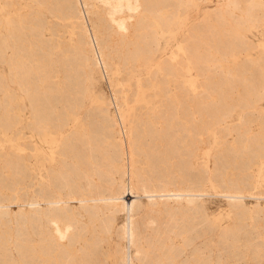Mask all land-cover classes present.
I'll return each mask as SVG.
<instances>
[{
  "label": "bare ground",
  "instance_id": "1",
  "mask_svg": "<svg viewBox=\"0 0 264 264\" xmlns=\"http://www.w3.org/2000/svg\"><path fill=\"white\" fill-rule=\"evenodd\" d=\"M197 1L0 0V128L23 136L16 82L27 127L49 144L31 193L30 153L0 151V264H264V225L244 220L247 196L264 216V181L251 191L264 180V53L245 33L264 23L263 1L217 0L154 58L158 26ZM114 64L123 82L105 101L90 86ZM209 132L234 139L214 150L211 177ZM212 182L226 223L204 213Z\"/></svg>",
  "mask_w": 264,
  "mask_h": 264
},
{
  "label": "rangeland",
  "instance_id": "2",
  "mask_svg": "<svg viewBox=\"0 0 264 264\" xmlns=\"http://www.w3.org/2000/svg\"><path fill=\"white\" fill-rule=\"evenodd\" d=\"M216 1L217 0H198L196 4L190 7V10L188 11L189 13L179 17L180 19L172 29L162 31L161 27L158 26L157 29L160 32L159 44L154 54V58H159L160 56H170L172 51L181 44L184 34L191 27L193 22L197 21L202 16L203 9L207 7H212ZM262 1L264 8V0ZM191 14H193L194 16L190 17ZM245 33L254 43V46L253 48L250 49L249 53L251 52L250 54H252L253 56L259 54L260 51L264 53V23L262 24V22L261 23L258 22L256 25L248 26V28L245 30ZM115 65L116 64H114V66ZM6 67L7 65L5 63H0L1 70H6ZM144 67L145 65H139L137 69L139 70L143 69L142 71H144L145 70ZM114 68L116 73L114 74L113 77H110L109 74H105L104 71H101L103 69H95L94 71L95 81L92 84L93 86H90V89L94 92V94L101 93L102 98L105 101L112 98V90L117 87L118 82H123V79L121 80V77L123 76L122 74L123 72L120 70L119 67L115 66ZM132 72L133 71L128 72L129 73L128 78L131 80L133 79L134 76ZM160 75H161V70L157 69L155 71V76L159 77ZM188 76H190V74ZM11 87L14 89V93H16L15 94L16 99L14 98L12 102L18 103L13 105L15 106V108H17V112L20 114L21 120L23 121V123H25V125L22 128L23 136L15 138L14 141L12 139L13 129H8L4 131L3 128H0V151H8L13 149L18 152H23L25 154L30 153L29 158L31 160L32 169L34 172V176L36 175V177L33 178V185L29 187L28 190L29 193H31L33 191L32 189L37 185L39 179H41V158H40L41 148H43L44 150H48L49 144L47 142L41 143V132L37 133L36 131L34 130L32 131L31 128L27 127V120L30 115L29 101L22 93L19 85L16 82L11 83ZM19 98L21 99L19 100ZM21 104L22 105L24 104L23 106L25 107V108L22 107V110H20L21 107L19 106ZM261 105L264 106V98L261 101ZM241 113H242V109L240 108L234 110L232 112L231 117L227 119V123L231 125L241 116ZM208 134L205 135L207 136L206 143L208 146L205 145L206 149L202 153V159L207 167L208 170L207 174L209 177H211V169L213 162L211 156H213L214 150L219 144L223 143L226 140L234 144V139H233V133H228L220 138L216 137V134L214 132H209ZM25 144L31 145V148H29ZM256 177H257V182L255 184V187L251 191H256L258 189L263 188L262 182L264 180L262 175L261 176L256 175ZM205 189H206V195L203 196V206H204V213L207 216V218L213 222L215 221L216 223H226L230 221L231 220L230 215L232 214L230 213V208L227 199L220 195L221 193L220 187L215 182H212V183H208L205 186ZM7 193H10V191H8ZM253 204H254V199H252L250 196L244 198V205L247 208L246 215L248 216L244 220L251 225L253 222L256 226L264 225V216L263 214H261L262 212L261 211H260L261 213L255 212L253 209ZM260 204L263 205L262 200L260 201ZM11 208L15 210L16 206L12 205ZM259 217L262 218V220L259 219ZM121 221H122V214L120 213L116 216V222L120 223ZM216 223L211 222V225L214 226L216 225Z\"/></svg>",
  "mask_w": 264,
  "mask_h": 264
}]
</instances>
